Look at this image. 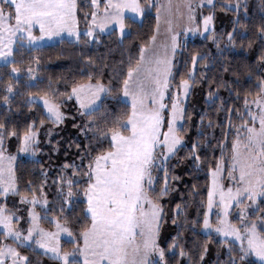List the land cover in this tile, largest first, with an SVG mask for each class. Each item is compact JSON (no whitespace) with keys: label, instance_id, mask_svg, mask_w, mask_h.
<instances>
[{"label":"snow or ice","instance_id":"6c2138e0","mask_svg":"<svg viewBox=\"0 0 264 264\" xmlns=\"http://www.w3.org/2000/svg\"><path fill=\"white\" fill-rule=\"evenodd\" d=\"M241 3L242 0L234 3L229 0L225 5L237 13L232 30L226 33L225 47H239L246 53L254 41L249 38L245 43L243 39L248 34V25L240 20ZM87 5L90 11L82 12L86 27L80 29L78 0H0V92L4 93L0 103L11 110L16 96L25 97L23 102L30 110L34 104H39L52 125L57 126L67 119L65 100L74 99L81 122L73 127L87 140L86 144L71 141L68 145L80 152L79 163L65 160L61 165L62 171L53 182L59 205L56 215H50V201L45 191L47 180L35 185L29 180L27 194L21 192L13 163L16 157L5 151L6 136L18 140L20 153L38 151L37 121L27 122L23 130L8 128L0 122V264H31L30 257L20 249L36 246L51 252L63 264H172L159 241L164 215L162 200L170 190L167 161L186 143L188 129L183 122L190 117L186 116L182 98L189 94L196 80L198 64L208 66L203 53L193 52L190 61H185L186 75L177 81L174 61L176 53L187 47V40H181V35L186 37L190 32L204 35L223 52L220 43L225 35H217L213 27L215 0H199L198 7L210 9L207 14L197 13L192 0L175 6L176 13L181 18L186 16L192 27H177L173 18L166 19L164 39L158 45L161 8L171 11L174 6L171 2L167 5L153 3L151 6L157 13L155 29L139 45L138 55L130 58L126 72L122 73V79L117 77L116 83L111 79L105 82L96 59L81 53L84 63L97 66L98 70L89 71L86 79L73 81L68 91L53 87L51 77L43 85L46 90L42 94L22 91V88L40 89L45 79L39 72L40 56L30 55L25 61L22 50L31 51L46 46L45 41L66 39L83 47L100 43L101 36L108 31L118 32L122 39L126 33H131L134 23L141 22L137 18L144 16L148 6L141 0H87ZM244 11L247 12L246 6ZM238 35L241 37L239 45ZM254 36L260 42L256 61L264 66V20L256 26ZM18 53H21L20 60ZM22 63H27V67L18 66ZM222 71H232L234 82L217 81L215 89L211 88L214 81L208 80V74L200 73L209 84L207 99L212 100L221 87H226L242 104L225 106L221 100L228 128L222 130L223 139L217 142L220 156L212 161L204 158L209 163L207 174L210 177L206 207L202 219L198 210L197 218L189 226L195 229L199 225L205 235L215 232L225 240L234 238L233 243L228 244L227 264H253L251 257L256 258L255 264H264V71L255 76L243 94L238 87L241 84L238 70L222 66ZM21 74L25 77L23 85ZM247 76L248 80L253 79L251 70ZM114 88H118L117 95L122 94L128 101V107L118 112L105 104ZM233 115L238 117L239 123L233 122ZM200 120L203 122L204 115ZM39 124L44 125L45 120L40 119ZM208 124L211 126L213 121L209 119ZM233 131L229 148L226 142ZM48 134L51 135V128ZM201 145L200 140H194L187 157L199 162ZM161 172L163 184L158 188ZM171 179L178 177L172 175ZM15 196L19 201H10ZM78 203L83 205L80 212L88 223L74 232L73 217L80 220L74 210ZM20 205L25 206L26 216L20 214ZM37 206L42 212L36 210ZM180 207L176 206L177 211ZM214 208L215 222L210 215ZM43 220L54 224V230L44 228ZM61 233L71 238L70 250L62 248ZM9 240L13 243H8ZM177 245L178 240L173 237L167 248L175 249ZM206 252L204 243L200 246L201 261ZM186 255L189 254L180 247L179 256ZM176 264L180 262L177 260Z\"/></svg>","mask_w":264,"mask_h":264},{"label":"trees","instance_id":"16d2710c","mask_svg":"<svg viewBox=\"0 0 264 264\" xmlns=\"http://www.w3.org/2000/svg\"><path fill=\"white\" fill-rule=\"evenodd\" d=\"M142 3L149 5L146 0H141ZM229 0H215V15L213 27L217 35L224 34L225 39L221 40L220 48L223 52L217 49V46L207 40L204 35H196L187 40V47L179 50L174 61L175 80H179L182 75H186L187 65L185 61H190L193 52H200L204 55V61L207 62V67H202L198 64L196 68V80L193 81L187 99L184 101L186 116L190 118L183 122L184 127L188 129L186 133V143L180 148L176 156L170 157L167 161L170 190L163 198V218L160 222L159 241L161 246L166 249L172 264H176L178 260L180 264H227L230 242L220 240L213 234L205 235L201 227L197 225L195 229L190 227L191 221L197 218L198 210L200 218L206 205L207 184L210 182V177L207 174L209 163L215 157H219L221 149L218 145V140L223 139L222 130L228 128V117L223 108H221V100L223 99L225 106L234 105L240 107L242 100H236L234 93H230L226 87H221L218 90V95L212 100L207 99L209 84L205 81L200 73L208 74V80L214 81L211 88H216L217 81L226 80L233 81V72L222 71V66H230L232 70H238L241 84V93L251 83L254 82L255 76L260 75L264 71V66L257 63L256 57L259 54V40L254 36L255 28L260 21L264 20V0H242L241 9L239 12L240 20L248 25V34L243 37L245 43L251 38L254 43L251 50L246 53L239 47H225L227 45L226 33L232 30V21L237 15L234 9H229L225 5ZM235 0H233V3ZM78 5L81 9L77 13L79 17V28L86 27L83 18V11H90L87 5V0H78ZM246 6L247 12L244 11ZM155 7L145 8V14L140 19V23H134L130 34H125L121 39L116 31L106 32L101 36L100 43H93L87 46H80L75 42L64 40L63 42H54L45 44L46 46L35 50H22V56L25 61L30 55H39L41 65L39 72L44 76L41 82L42 87L37 88H22V91L37 92L41 94L46 90L43 85L47 83L48 77L53 81V87L58 88L61 92H66L71 87L73 81H79L87 78L89 71L95 72L99 70L103 72L105 82L111 79L114 83L117 82V77L122 79V73L126 72L130 58H135L138 55L139 45L146 41L147 36H150L156 26ZM204 14H207L210 9L208 7H200ZM90 19V18H89ZM212 33H209L211 35ZM83 39V37H82ZM241 37L237 36V44L239 45ZM91 55L97 61V66L86 65L83 56ZM17 59H21V53H18ZM204 61L200 63L203 64ZM21 68H26L27 63L19 64ZM251 70L253 79L248 80V72ZM5 79H8L5 76ZM21 85L24 82V75L21 74ZM175 83V81H174ZM67 85V87H66ZM118 88L113 89V93L105 100V104L112 109L113 112L126 109L128 103L124 101L120 95H117ZM4 93L0 92V96ZM25 97L19 95L14 98L11 105V110L7 106L0 103V122L5 123L8 128L17 127L23 130L26 123L32 120L37 121L39 132L38 151L33 155L26 157H18L15 163L16 174L19 178L21 192L27 194L28 190L26 182L31 180L35 184L43 182L45 179L48 182V187L45 191L48 194L50 201L48 208L50 215H56L55 209L59 205L56 197V184L54 180L62 171L61 165L67 160L69 163L75 161L79 163L77 157L80 152L73 147H69V143L74 141L77 144H86L87 140L84 135L79 132L78 128L73 125L81 122V117L77 111V104L72 100H65L64 110L67 113V119L60 125L53 126L51 121L44 115L39 104H34L32 109L24 103ZM204 115V120L201 122L200 117ZM75 117V119H73ZM44 119L45 124L40 125L39 120ZM211 119L213 124L209 126L208 121ZM234 123H239L238 117L232 116ZM51 128V135H48ZM234 135V131L229 133L228 147L230 148V140ZM200 140L202 145L199 149L201 160L199 162L187 157L190 151L191 143L194 140ZM105 146H107L105 144ZM58 148V150H56ZM5 149L8 154L18 153V140L15 137H5ZM227 151V149H225ZM177 157H183L182 160ZM87 161H85L86 163ZM214 166V165H213ZM46 173V175H45ZM178 177L172 180L171 176ZM163 184V172L160 173L157 187ZM195 186V189L194 187ZM203 198V203L201 202ZM10 201H19V197H11ZM180 205V210L177 211L176 206ZM12 206V203H9ZM81 204H77L74 209L80 216V220L76 221L73 217V231H78L84 224L88 223L86 217L80 212ZM37 211L42 212L40 206L36 207ZM71 215V214H70ZM175 220V223H173ZM26 225V224H24ZM22 225V226H24ZM41 225L51 227V223L47 220L41 221ZM179 233V236L177 235ZM176 237L178 245L175 249H168L167 245L172 242V238ZM8 243H13L9 240ZM82 243V239L80 240ZM207 244V252L201 261L199 259L200 246ZM67 248L72 247V242L64 243ZM180 247L189 255L184 257L179 256ZM20 251L30 257L31 264H63L57 258H54L37 248L22 247ZM175 252L173 256L172 253ZM250 260L255 264V258Z\"/></svg>","mask_w":264,"mask_h":264},{"label":"rangeland","instance_id":"374dc122","mask_svg":"<svg viewBox=\"0 0 264 264\" xmlns=\"http://www.w3.org/2000/svg\"><path fill=\"white\" fill-rule=\"evenodd\" d=\"M146 2L149 4L148 6H149V8H152L153 6H151L153 3H155V4H160V5H167L169 2H171V4L174 6L172 9H171V11H169V10H167L166 8H164V7H162L161 8V11H160V31H159V33H158V38H157V41H156V44L158 45L159 43H161L162 41H163V39H164V35H165V27H166V25H165V20L166 19H168V18H173V20H174V23L176 24V26L177 27H180L181 25L182 26H184V27H192V25H190V24H188V21H187V19H186V16L184 17V18H181L177 13H176V8H175V6H177V5H183L184 3H185V0H146ZM198 3H199V0H192V7L193 8H196V11H197V13H200V12H203L202 10H200V7H198ZM101 7H103V5H101ZM155 13H156V9H155ZM137 19H141V18H137ZM156 23H157V13H156ZM109 32V31H108ZM36 34L38 35L39 34V32H38V30L36 31ZM117 34H118V32H117ZM127 34V33H126ZM119 35V34H118ZM196 35H198V36H203L202 34H200V33H192V32H190V33H188L187 34V36L185 37V35H181V40H188V39H190V38H193V37H195ZM45 44H50V43H54V42H52V41H45L44 42ZM179 52V51H178ZM177 52V53H178ZM177 53H176V55H177ZM172 91H175V88L173 87V89H172ZM188 96V95H187ZM187 96L186 97H184V98H182V103H184V101L187 99ZM121 97H122V99L124 100V101H126L127 103H128V101H127V98H125V97H123V95L121 94ZM75 101V100H74ZM166 103H168L169 101H168V98H166V101H165ZM78 106V105H77ZM49 135V134H48ZM5 151H6V149H5ZM6 154H8L7 153V151H6ZM12 155H15V157H16V159H15V161L13 162L14 163V165H15V163H16V160H17V158L18 157H26V156H30V155H33V153L32 152H28V153H20V152H18V153H15V154H12ZM20 207V209H21V211H20V214L21 215H24V216H26V211L24 210V208H25V206L24 205H20L19 206ZM205 207H206V205H205ZM205 210V209H204ZM233 212H235V209H233ZM211 215V217H212V219H213V222H215V215H216V209L214 208L213 209V211H212V213L210 214ZM233 218V220L235 221V216H233L232 217ZM43 226V225H42ZM23 227H27V224L26 225H24ZM44 228H46V229H50V230H54V224H52L51 223V227L49 228V227H45V226H43ZM202 229V228H201ZM202 231L205 233V230H203L202 229ZM211 234H213V236L214 237H216V238H218V239H220V240H225V239H222V237H221V234H219V233H215V232H212ZM233 240H234V238H231V237H228V238H226V241H228V242H230V243H233ZM71 241V238L68 236V234L67 233H61L60 234V244H61V246H62V248L63 249H65V250H70L71 248H67L66 246H64V243H67V242H70ZM82 243H83V241H82ZM35 248H37V249H40L42 252H44V253H46V254H48V255H50V256H52V257H54V258H57V257H55L54 256V254H52L51 252H46L44 249H41V248H39L38 246H36ZM253 258H255V257H253ZM58 259V258H57ZM256 259V258H255ZM60 260V259H59ZM60 261H62V260H60Z\"/></svg>","mask_w":264,"mask_h":264}]
</instances>
